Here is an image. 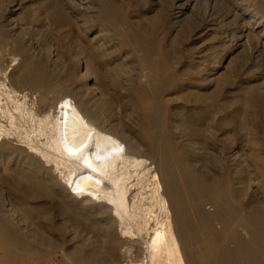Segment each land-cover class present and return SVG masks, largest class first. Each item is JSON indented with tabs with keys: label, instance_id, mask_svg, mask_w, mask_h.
<instances>
[{
	"label": "bare ground",
	"instance_id": "6f19581e",
	"mask_svg": "<svg viewBox=\"0 0 264 264\" xmlns=\"http://www.w3.org/2000/svg\"><path fill=\"white\" fill-rule=\"evenodd\" d=\"M48 1L60 18L69 20L73 16L81 22L84 33L94 34L95 42L93 38L86 41L92 58L98 59L99 46L111 63L119 61L116 65L124 70L121 88L128 92L129 112H137L138 122L143 123L139 129L149 131L139 137L148 141L150 152L138 154L130 141L121 139L117 127L122 125L117 121L105 127L95 119L81 93L74 95L77 101L70 95L55 100L56 70L50 72L49 66L55 69L56 61L48 58L47 65L27 56L16 26L3 22L0 180L7 181L8 204L15 200L28 215L32 211L29 198L54 195L50 186L60 187L71 205L78 207L80 222L89 229L101 228L105 214L117 223L122 264H264V210L251 202L244 206L237 199L230 170L220 169L215 99L193 91L188 86L189 78L182 83V77L169 73L168 67L164 71L157 56L151 54L152 46L140 37L133 39L131 50L126 51L123 42L106 38V31L94 25L93 11L90 19L83 11L79 14V6L89 0ZM25 3L19 0L18 8ZM199 3L203 11L197 15ZM169 8L171 12L165 16L169 23L197 19L195 27L215 33L221 30L220 36L235 42L232 49L248 47L254 64L264 59V0H171ZM27 13L31 21L46 16L35 8ZM17 53L22 58H17ZM129 62L140 67L133 68ZM109 82L114 83L112 78ZM180 84L188 86L181 94L174 89ZM170 86L174 99L185 105L181 112L176 107L177 112L172 114L178 127H183L182 140L168 130L167 108L159 96ZM251 165L254 174H264V157L253 155ZM107 252H93L86 258L79 256L78 250L75 254L82 257L81 264H87L111 259ZM27 256L32 264L42 260L39 255Z\"/></svg>",
	"mask_w": 264,
	"mask_h": 264
},
{
	"label": "rangeland",
	"instance_id": "374dc122",
	"mask_svg": "<svg viewBox=\"0 0 264 264\" xmlns=\"http://www.w3.org/2000/svg\"><path fill=\"white\" fill-rule=\"evenodd\" d=\"M25 1L27 3L24 7L22 4L18 8L19 0H0V24L8 22L16 26L17 32L22 35V43L26 44L27 56L40 59L47 65L48 58L56 61L55 69L49 66L50 72L56 70L54 80L57 84L52 92L55 100L70 95L77 101L74 95L81 93L87 109L95 119L105 127H110L117 121L122 125L117 127L121 139L130 141L138 154L150 152L148 141L142 138L144 136L139 137L149 131L139 129L143 123L138 122L137 112H129L126 100L128 92L121 88L124 70L116 65L119 61L111 63L110 56L104 55L105 49L102 50L99 46L96 48L97 52L100 50L98 59L92 58L86 41L94 39L95 42L94 34L90 31L84 33L81 22L73 16L69 20L60 18L58 10L49 8L51 1ZM169 2L171 0H89L88 3L78 5V11L81 10L79 14L83 11L88 19L92 16L96 18H93L94 25L106 31V38H115L117 43L123 42V51L131 50V41L140 37L152 46L151 54L157 56V61L164 71L165 67H168L169 73L182 77V83L183 79L189 78L188 86L194 88L190 90L201 91L205 98L211 96L210 98L215 99V123L220 133V151L216 153L219 155L217 157L220 169L227 173L230 170L233 188L238 190L237 199H241L244 206L251 202L264 210V174L260 177L259 174H254L251 165L253 155L264 157V59L261 58L258 64H254L248 47L232 49L235 42L220 36L221 30L215 33L206 31L202 26L195 27L197 19L193 21L185 18L181 24L169 23L165 20V16L171 12ZM196 7L195 13L200 15L203 6L199 3ZM32 8L38 9L46 16L43 14L44 17L39 21L27 19V12ZM8 9L11 11L7 12ZM66 12L68 14L70 11ZM127 29L129 30L126 31ZM114 53L115 56L118 55L117 51ZM17 54V58H22ZM130 64L133 68L140 67L136 62H129ZM111 78L114 83L110 85ZM188 86L175 85L174 89L181 94ZM172 87L161 91L159 96L167 108L168 130L176 135L174 138L182 140L183 127H178L179 124L173 120L172 114L177 110L181 112L185 105L181 100L174 99ZM203 111L205 110L197 112ZM6 182L0 180V264H32L27 260V255H39L42 260H37L36 264H81L80 258L83 256L87 257L93 252L106 254L108 250L111 259L87 264L124 262L120 257L122 248L117 223L110 216H103L104 225L98 230L89 229L87 224L80 222L78 207L72 206L70 198L56 185L49 188L54 195L29 198L28 207L32 211L27 215L15 200L13 201L16 206H13V201L11 206L8 204L10 199L5 193L8 185ZM3 203L6 204L5 207H2ZM76 250L82 257L77 258Z\"/></svg>",
	"mask_w": 264,
	"mask_h": 264
}]
</instances>
